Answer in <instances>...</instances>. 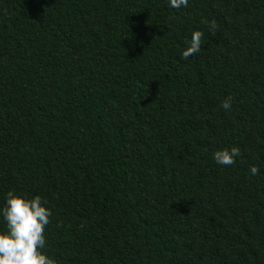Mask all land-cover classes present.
Returning a JSON list of instances; mask_svg holds the SVG:
<instances>
[{"label": "trees", "instance_id": "16d2710c", "mask_svg": "<svg viewBox=\"0 0 264 264\" xmlns=\"http://www.w3.org/2000/svg\"><path fill=\"white\" fill-rule=\"evenodd\" d=\"M10 190L55 264H264V0H0Z\"/></svg>", "mask_w": 264, "mask_h": 264}, {"label": "clouds", "instance_id": "9594fccd", "mask_svg": "<svg viewBox=\"0 0 264 264\" xmlns=\"http://www.w3.org/2000/svg\"><path fill=\"white\" fill-rule=\"evenodd\" d=\"M189 0H168L169 7H187ZM200 31H194L188 46L182 51L183 59L195 55L201 48ZM221 107L228 110L231 103L225 100ZM241 155L238 146L214 152L213 158L218 165L231 166ZM255 176L259 168L249 169ZM51 209L39 196H26L10 190L5 194L4 206L0 208L5 228L0 230V264H55L43 250L45 248V228L50 223Z\"/></svg>", "mask_w": 264, "mask_h": 264}]
</instances>
